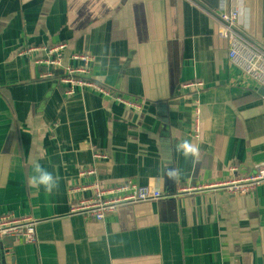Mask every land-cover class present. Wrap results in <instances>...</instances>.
Returning a JSON list of instances; mask_svg holds the SVG:
<instances>
[{
    "label": "crops",
    "instance_id": "0c3cea01",
    "mask_svg": "<svg viewBox=\"0 0 264 264\" xmlns=\"http://www.w3.org/2000/svg\"><path fill=\"white\" fill-rule=\"evenodd\" d=\"M223 8L240 9L264 47V0H0V212L38 221L36 243L0 241V264H264V184L243 196L180 192L264 162L263 87L230 63L209 16ZM57 43L92 55L84 77L143 109L66 94L19 55ZM184 140L199 148L196 163L175 151ZM36 162L59 178L52 194L30 186ZM91 166L103 185L156 177L168 197L102 221L70 215L92 194L70 191L95 179L81 175Z\"/></svg>",
    "mask_w": 264,
    "mask_h": 264
},
{
    "label": "built area",
    "instance_id": "2783aa9c",
    "mask_svg": "<svg viewBox=\"0 0 264 264\" xmlns=\"http://www.w3.org/2000/svg\"><path fill=\"white\" fill-rule=\"evenodd\" d=\"M209 16L218 26L220 37L228 42L230 63L243 74L254 80L259 87L264 88V47L253 40L248 34V25L245 22L240 26L242 12L238 8H223L219 12L209 11ZM244 22V20H243ZM67 43H57L51 46H27L19 51L20 56H27L35 64L43 65L40 73L43 78H57L66 87V94L77 91L94 90L104 98L116 100L133 110L143 109L145 100L118 95L102 84L86 78L91 74L93 56L87 53H71L66 61ZM40 53H43L40 56ZM184 87H203L202 82H192ZM197 123L195 135L199 136L200 108L196 109ZM103 152H95L94 158L106 159ZM236 167H231V176L206 185H192L183 188L180 192L192 193L200 190L223 191L230 195H248L264 184V162L250 174H236ZM81 175H94L95 179L73 187L71 192L91 190L89 197L80 198L70 203V215H83L88 219L102 221L110 213H115L120 206L137 204L148 201H157L168 197L156 177H150L145 184L127 179L118 184L103 185L96 178L97 169L94 166L81 171ZM37 220L33 217H20L10 212H0V241L13 238L25 243L37 242Z\"/></svg>",
    "mask_w": 264,
    "mask_h": 264
},
{
    "label": "clouds",
    "instance_id": "9594fccd",
    "mask_svg": "<svg viewBox=\"0 0 264 264\" xmlns=\"http://www.w3.org/2000/svg\"><path fill=\"white\" fill-rule=\"evenodd\" d=\"M175 151L185 160H191L196 163L199 159V148L192 145L189 141L184 140L176 145ZM33 174L30 176V186L39 189L43 187L45 193L52 194L59 187V178L54 176L52 172L44 168L39 162L33 164ZM175 176L176 173L172 172Z\"/></svg>",
    "mask_w": 264,
    "mask_h": 264
},
{
    "label": "water",
    "instance_id": "95a60500",
    "mask_svg": "<svg viewBox=\"0 0 264 264\" xmlns=\"http://www.w3.org/2000/svg\"><path fill=\"white\" fill-rule=\"evenodd\" d=\"M68 57H69V53H66V56H65L66 61ZM261 94H264V88L261 89ZM195 175H197V173ZM195 183H196L195 181L192 182V184L196 185Z\"/></svg>",
    "mask_w": 264,
    "mask_h": 264
}]
</instances>
